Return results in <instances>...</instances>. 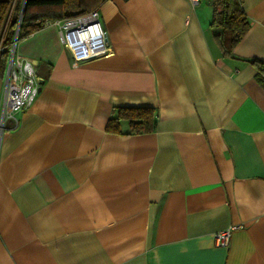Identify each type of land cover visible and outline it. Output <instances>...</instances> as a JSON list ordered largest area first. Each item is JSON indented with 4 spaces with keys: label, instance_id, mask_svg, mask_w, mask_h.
Wrapping results in <instances>:
<instances>
[{
    "label": "crops",
    "instance_id": "crops-1",
    "mask_svg": "<svg viewBox=\"0 0 264 264\" xmlns=\"http://www.w3.org/2000/svg\"><path fill=\"white\" fill-rule=\"evenodd\" d=\"M240 4L230 55L212 0H103L107 55L76 60L53 25L17 40L40 84L4 122L0 264H264V87L247 60H264V0ZM118 105L152 107L154 130L106 131Z\"/></svg>",
    "mask_w": 264,
    "mask_h": 264
},
{
    "label": "trees",
    "instance_id": "trees-1",
    "mask_svg": "<svg viewBox=\"0 0 264 264\" xmlns=\"http://www.w3.org/2000/svg\"><path fill=\"white\" fill-rule=\"evenodd\" d=\"M103 0H0V76L3 77L8 57L7 46L17 29V38L42 27L44 18H63L97 7ZM19 20V21H18ZM211 26L223 55H230L234 45L249 28L240 0H212ZM256 68V78L264 87V60L247 59ZM128 122L129 133L151 132L155 128L154 109L141 105L113 106L105 130L120 133L119 122Z\"/></svg>",
    "mask_w": 264,
    "mask_h": 264
},
{
    "label": "built area",
    "instance_id": "built-area-1",
    "mask_svg": "<svg viewBox=\"0 0 264 264\" xmlns=\"http://www.w3.org/2000/svg\"><path fill=\"white\" fill-rule=\"evenodd\" d=\"M192 6L200 0H188ZM19 21V20H18ZM57 27L64 48L76 59H86L107 55L109 51L105 31L99 12L96 8L86 12L63 18H44L42 27ZM17 29L10 44L7 62L3 75V89L0 99V144L5 129L4 122L8 118L16 119L15 114L28 108L33 102L39 88L40 78L35 63L29 58L15 52ZM4 47L0 43V51ZM230 227L217 231L214 240L217 245L227 246Z\"/></svg>",
    "mask_w": 264,
    "mask_h": 264
},
{
    "label": "rangeland",
    "instance_id": "rangeland-1",
    "mask_svg": "<svg viewBox=\"0 0 264 264\" xmlns=\"http://www.w3.org/2000/svg\"><path fill=\"white\" fill-rule=\"evenodd\" d=\"M206 2V1H205Z\"/></svg>",
    "mask_w": 264,
    "mask_h": 264
}]
</instances>
